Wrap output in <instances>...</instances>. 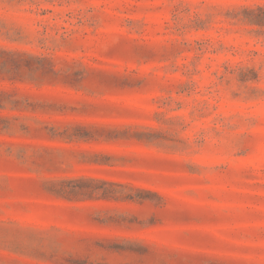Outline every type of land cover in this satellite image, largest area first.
I'll use <instances>...</instances> for the list:
<instances>
[{"label": "rangeland", "instance_id": "1", "mask_svg": "<svg viewBox=\"0 0 264 264\" xmlns=\"http://www.w3.org/2000/svg\"><path fill=\"white\" fill-rule=\"evenodd\" d=\"M258 7L0 0V264H264Z\"/></svg>", "mask_w": 264, "mask_h": 264}, {"label": "trees", "instance_id": "2", "mask_svg": "<svg viewBox=\"0 0 264 264\" xmlns=\"http://www.w3.org/2000/svg\"><path fill=\"white\" fill-rule=\"evenodd\" d=\"M258 11H264L261 7H258ZM257 18H260V17H257ZM249 21L252 23V22H257V23H260L261 21H252L251 19H249ZM260 24H263V23H260ZM74 189H72L73 191ZM77 190H74L73 192H76Z\"/></svg>", "mask_w": 264, "mask_h": 264}]
</instances>
